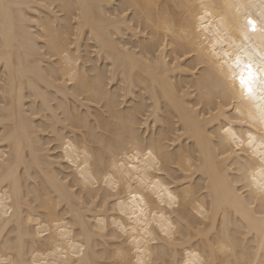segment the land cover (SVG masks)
Returning <instances> with one entry per match:
<instances>
[{
    "label": "bare ground",
    "instance_id": "obj_1",
    "mask_svg": "<svg viewBox=\"0 0 264 264\" xmlns=\"http://www.w3.org/2000/svg\"><path fill=\"white\" fill-rule=\"evenodd\" d=\"M205 11L239 44L264 0H0V264H264Z\"/></svg>",
    "mask_w": 264,
    "mask_h": 264
},
{
    "label": "snow or ice",
    "instance_id": "obj_2",
    "mask_svg": "<svg viewBox=\"0 0 264 264\" xmlns=\"http://www.w3.org/2000/svg\"><path fill=\"white\" fill-rule=\"evenodd\" d=\"M243 16L237 25L239 44L221 28H211L208 23L210 12L205 11L198 21L200 30L205 33L201 37L203 47L214 62L222 90L233 98L238 113L241 105L248 110L243 125L238 126L243 128L247 125L246 130L238 132L232 125L223 129L231 149L229 155L235 160L233 168L238 173L234 178L241 190H255L264 204V12L256 18L247 12ZM254 38H258V41ZM140 155L134 153L129 159L138 161ZM148 156H151V152ZM132 199L136 201L133 214L142 225L146 219L145 196H133ZM168 199L171 207L176 197L169 193ZM188 256L190 259L183 264H209L199 253L190 252Z\"/></svg>",
    "mask_w": 264,
    "mask_h": 264
}]
</instances>
